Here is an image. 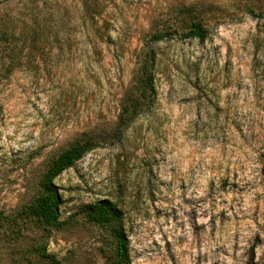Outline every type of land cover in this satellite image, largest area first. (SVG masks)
<instances>
[{"label": "rangeland", "instance_id": "1", "mask_svg": "<svg viewBox=\"0 0 264 264\" xmlns=\"http://www.w3.org/2000/svg\"><path fill=\"white\" fill-rule=\"evenodd\" d=\"M194 3L213 7L202 9L205 40L153 45L150 105L55 179L61 227L25 220L51 162L82 135L115 129L151 24ZM38 7L46 19L67 10L69 34L56 42L49 19L37 64L0 80V264H112L110 232L85 217L102 199L121 213L125 264H264V0Z\"/></svg>", "mask_w": 264, "mask_h": 264}, {"label": "trees", "instance_id": "2", "mask_svg": "<svg viewBox=\"0 0 264 264\" xmlns=\"http://www.w3.org/2000/svg\"><path fill=\"white\" fill-rule=\"evenodd\" d=\"M12 1L8 0V2ZM38 1L17 0L15 8L0 9V80L10 78L16 70L27 65L26 63L37 64L39 54L44 55L43 50H40L37 45L47 40L45 38L47 29L44 26L49 19H57L60 24V28L54 34L56 42L64 41L63 39L69 34L66 22L70 21V13L59 8L48 13L46 19L44 10L38 7ZM90 4L92 7L86 13L90 16L91 27L95 23L93 11L97 4L95 1H91ZM204 8H207L209 12L213 10V7L201 3L188 4L174 8L170 17L158 19L151 24L148 42L144 44L139 54L135 85L122 99L115 129L110 133L103 131L99 136L82 135L80 140L70 144L51 162L41 180L40 195L22 213L25 220L37 222L46 229L61 227L59 208L62 201L54 183L55 179L102 141H118L123 131L150 105L156 60L153 45L165 42L174 35H180L183 39L204 41L207 29L202 23V18L208 13V11H202ZM65 18L66 21H64ZM85 217L89 223L110 232L115 251L112 264H125L127 238L121 230L122 218L117 206L109 199L96 201L86 207Z\"/></svg>", "mask_w": 264, "mask_h": 264}]
</instances>
